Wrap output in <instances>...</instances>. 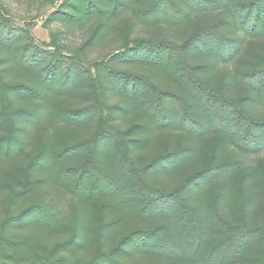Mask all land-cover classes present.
Returning a JSON list of instances; mask_svg holds the SVG:
<instances>
[{"label":"trees","instance_id":"obj_1","mask_svg":"<svg viewBox=\"0 0 264 264\" xmlns=\"http://www.w3.org/2000/svg\"><path fill=\"white\" fill-rule=\"evenodd\" d=\"M2 9L0 264H264V0H63L70 55Z\"/></svg>","mask_w":264,"mask_h":264},{"label":"rangeland","instance_id":"obj_2","mask_svg":"<svg viewBox=\"0 0 264 264\" xmlns=\"http://www.w3.org/2000/svg\"><path fill=\"white\" fill-rule=\"evenodd\" d=\"M3 3L2 12L17 26L27 27L33 37L35 44L44 50L55 51L53 39L59 44V49L66 55L73 54L76 48L85 40L90 31L91 21L83 26L79 24L68 25L63 21L53 20L48 22L51 14L59 9L63 0H1ZM121 18H118L115 23ZM171 24L163 23L156 28H150L140 22H136L133 34H144L146 36L163 37L171 35L176 40H181V33ZM186 33V32H185ZM120 43L117 35L106 37L101 44L88 48L82 58L85 63L96 60L107 51L114 49ZM137 69V68H136ZM110 99L112 96L110 95ZM112 102V101H110ZM255 155H264V150L258 154H252L249 162L252 163Z\"/></svg>","mask_w":264,"mask_h":264}]
</instances>
